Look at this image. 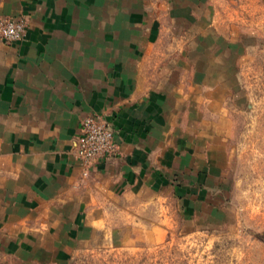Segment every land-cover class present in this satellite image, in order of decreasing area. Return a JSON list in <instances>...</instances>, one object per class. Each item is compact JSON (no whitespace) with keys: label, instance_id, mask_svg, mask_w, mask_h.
Masks as SVG:
<instances>
[{"label":"crops","instance_id":"0c3cea01","mask_svg":"<svg viewBox=\"0 0 264 264\" xmlns=\"http://www.w3.org/2000/svg\"><path fill=\"white\" fill-rule=\"evenodd\" d=\"M0 15L27 23L0 40V264H68L172 209L192 221L232 129L210 0H0ZM93 111L117 152L83 175L74 146Z\"/></svg>","mask_w":264,"mask_h":264},{"label":"rangeland","instance_id":"374dc122","mask_svg":"<svg viewBox=\"0 0 264 264\" xmlns=\"http://www.w3.org/2000/svg\"><path fill=\"white\" fill-rule=\"evenodd\" d=\"M211 36L230 85L227 166L184 222L101 233L68 264H264V0H210Z\"/></svg>","mask_w":264,"mask_h":264},{"label":"built area","instance_id":"2783aa9c","mask_svg":"<svg viewBox=\"0 0 264 264\" xmlns=\"http://www.w3.org/2000/svg\"><path fill=\"white\" fill-rule=\"evenodd\" d=\"M26 27V18L22 15H0V40L5 43L17 41L25 35ZM114 133L112 125L100 113L89 112L81 118L74 154L82 165L83 175H87L90 165L116 154Z\"/></svg>","mask_w":264,"mask_h":264}]
</instances>
